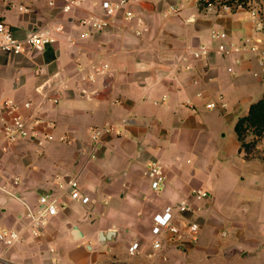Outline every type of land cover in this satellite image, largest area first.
Segmentation results:
<instances>
[{
  "label": "crops",
  "instance_id": "obj_1",
  "mask_svg": "<svg viewBox=\"0 0 264 264\" xmlns=\"http://www.w3.org/2000/svg\"><path fill=\"white\" fill-rule=\"evenodd\" d=\"M48 1L0 0V20L17 39L47 26L64 27L52 46L0 56V99L33 103L22 113L40 121L36 132L53 136L42 145L33 139L14 145L0 141V180L13 195L0 191V233L20 232L12 245L0 243V264H228L234 259L264 264V245L257 247L261 238L256 239L258 232L264 238V231L253 227L251 238L239 243L228 242L227 232L218 237L215 232L228 222L231 231L244 236L234 218L241 213L240 219L248 216L250 223L264 225V213L247 201L223 219L212 208L211 193L208 201L196 203L202 209L194 215L200 221L194 244L163 234L155 250L150 234L153 216L189 201L188 194L201 189L195 185H218L219 162L239 155L264 175V162L245 159L234 131L238 118L264 95V68L238 48L252 43L264 48V30L243 9L219 13L216 6L199 9L198 0H128L131 20L122 10L108 28L83 37L84 29L75 22L99 15L102 1L116 0H82L68 14L60 11L59 0L55 7ZM256 2L264 14V0ZM19 4L29 13H19ZM212 29L223 38L210 41ZM198 45L208 46L205 60L188 57L187 47ZM219 45L224 53L218 52ZM181 56L190 71L180 69ZM93 67L101 73L96 75ZM45 83L49 87L39 90ZM218 95L224 107L207 110L205 104L218 101ZM105 125H113L119 135H103L104 145L90 158L91 130ZM227 126L232 127L231 145L219 147ZM151 161L166 177L160 192L150 188L145 176ZM244 171L248 175L250 168ZM71 179L89 202L70 198L64 185ZM42 195L56 200L57 213L33 236L24 205L35 207ZM134 242L138 250L130 255Z\"/></svg>",
  "mask_w": 264,
  "mask_h": 264
},
{
  "label": "built area",
  "instance_id": "obj_2",
  "mask_svg": "<svg viewBox=\"0 0 264 264\" xmlns=\"http://www.w3.org/2000/svg\"><path fill=\"white\" fill-rule=\"evenodd\" d=\"M61 2L60 11L63 14L70 13L75 7H77L82 0H59ZM257 0H247L245 3H238L237 1L231 2L230 0H198V5H202L203 9H207L212 6L218 8L219 13H231L238 9H243L247 12L249 19L255 20L257 28L264 30V14L261 13L258 7ZM48 5L55 7V0H49ZM128 0H116L102 1L99 4V15H91L86 18H80L75 23L78 27L84 29L83 37H89L93 33L101 32L114 23L117 14L120 11H124L125 19L131 20L133 15L126 10ZM11 7H14L11 5ZM19 13L28 14L29 7L19 4L17 6ZM63 25H55L53 27H45L40 30L31 31L24 39H17L11 30V28L3 21L0 20V56H19L26 52L40 51L46 47L54 45L56 42V35L63 32ZM140 33L137 32V35ZM207 37L210 41H219L223 38V35L215 29L208 32ZM257 43L244 44L238 50H246L253 54L260 67L264 68V48H258ZM208 46L198 45L196 47H187L188 57L192 60H205L208 55ZM225 49L223 45H219L218 52L224 53ZM180 69L190 71L192 69L191 64L187 63V59L184 56L180 57ZM184 62V63H183ZM103 65V69L106 68ZM94 73L100 74L101 70L97 67L92 68ZM82 72V70H81ZM228 72L232 73V69H228ZM84 79V78H83ZM87 80L94 82L92 76H88ZM48 83L39 87V90L47 88ZM201 97V94L197 95ZM45 97V96H43ZM56 103V101H54ZM220 105L224 107L222 95H218V101L207 102L205 108L207 110H214ZM186 106H191L190 102H186ZM33 108V103L26 101L18 103L14 100L0 99V141L5 144H17L27 139H33L38 145H42L43 141H52L53 136L42 134L35 131V126L40 121L32 120L30 117L25 116L22 111L30 110ZM112 133L119 135L113 125H105L102 127H96L91 130L90 138L92 142V150L90 158H93L94 151L99 149L103 144L102 136ZM264 138V137H262ZM61 142H65V139L60 138ZM145 176L147 177L150 188L154 192H160L165 187L166 177L163 173L162 167L157 161H151L146 167ZM13 184L18 183V179L12 180ZM62 187V186H59ZM64 188L70 192V198L75 201H80L82 204L89 202V198L82 196L78 190V184L75 179L67 181ZM0 191H3L9 195L11 192L5 189V185L0 180ZM13 196V195H12ZM210 195L207 191L201 189H193L190 193L189 201H180L177 204L167 207L163 212L155 214L152 218V227L150 230L151 244L153 249L158 250L162 246L161 235H166L171 240H185L190 244H194L198 238L199 224L196 220V216L202 209L198 207L196 203H204L208 201ZM25 207V219L27 220V229L33 236H38L41 232V228L47 223L48 219L56 215V200L51 195H42L38 198L35 207L24 205ZM182 214H188L187 219L180 218ZM20 232L17 230H2L0 233V243L4 245H12L19 240ZM138 243L134 242L128 249L130 255H134L138 250Z\"/></svg>",
  "mask_w": 264,
  "mask_h": 264
},
{
  "label": "rangeland",
  "instance_id": "obj_3",
  "mask_svg": "<svg viewBox=\"0 0 264 264\" xmlns=\"http://www.w3.org/2000/svg\"><path fill=\"white\" fill-rule=\"evenodd\" d=\"M232 133V127L227 126L224 127L222 131V135H224V138H218L217 143L219 147H222V144H228L231 145L230 137ZM264 135L262 136H255L251 134V132H247L244 143L253 142L255 143L253 147L249 149L248 152L242 151L244 154L245 159L247 160H257L259 162H264ZM233 145V144H232ZM239 155H235L229 160L221 161L216 165L215 173L218 175L219 178L216 180V183L218 185H195L208 193H211L213 195V205L212 208L214 209V212L216 213V216L218 218H228L230 215L231 209L234 208V206L243 201H247L248 203H252L257 207V209L264 213V175H259L256 169L250 167L247 163L244 162V160L239 158ZM149 163L147 164V166ZM250 168L249 174L246 175L244 171V167ZM245 180H242L241 178H244ZM262 180V182H260ZM190 199V195L187 196ZM251 211V210H250ZM252 212H250V215ZM242 216V213H241ZM238 215H235V220L240 222V225H242V230L245 231V235L238 237V233L231 229V225L227 222L223 225L219 224L217 227L222 228V230L218 229L216 232V235L218 237V233H225L227 232V237L225 238L228 242H235L239 243L241 239H250L251 234H253L250 229L253 227H257L258 230L264 231V225L259 226L255 225L253 221L250 223L251 218L248 216H245L243 218L246 219H240ZM202 217V216H201ZM253 217V216H252ZM243 220V221H242ZM242 221V222H241ZM200 221H198L199 223ZM248 223V224H246ZM216 227V228H217ZM202 232L207 234V228L203 227ZM230 230V232H229ZM199 231H200V223H199ZM199 231H198V237H199ZM261 238V239H260ZM260 239V244L257 245V247H261L262 238L259 235V232L257 234V238ZM256 247V246H255ZM254 264H260L258 263V259H253ZM251 261V262H252ZM262 263H264V253H262V259L260 260ZM228 264H243L239 259H234Z\"/></svg>",
  "mask_w": 264,
  "mask_h": 264
},
{
  "label": "trees",
  "instance_id": "obj_4",
  "mask_svg": "<svg viewBox=\"0 0 264 264\" xmlns=\"http://www.w3.org/2000/svg\"><path fill=\"white\" fill-rule=\"evenodd\" d=\"M231 2L237 1L238 3H245L247 0H230ZM199 9H203L202 5H198ZM234 131L240 142V150L248 152L255 143L252 141L244 143V139L247 132L255 136L264 135V95L261 98L251 104L248 108V112L245 116L239 117L235 123Z\"/></svg>",
  "mask_w": 264,
  "mask_h": 264
},
{
  "label": "water",
  "instance_id": "obj_5",
  "mask_svg": "<svg viewBox=\"0 0 264 264\" xmlns=\"http://www.w3.org/2000/svg\"><path fill=\"white\" fill-rule=\"evenodd\" d=\"M113 264H115V263H113Z\"/></svg>",
  "mask_w": 264,
  "mask_h": 264
}]
</instances>
